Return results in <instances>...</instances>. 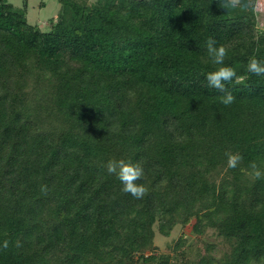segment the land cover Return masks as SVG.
Returning <instances> with one entry per match:
<instances>
[{"label":"trees","instance_id":"16d2710c","mask_svg":"<svg viewBox=\"0 0 264 264\" xmlns=\"http://www.w3.org/2000/svg\"><path fill=\"white\" fill-rule=\"evenodd\" d=\"M59 2L44 31L0 0V264H264V178L249 167L264 169V76L247 71L264 61L257 11ZM209 38L244 77L229 106L207 86ZM119 160L142 164L143 199L108 173ZM190 224L204 254L189 260L184 236L156 252L155 227Z\"/></svg>","mask_w":264,"mask_h":264},{"label":"clouds","instance_id":"9594fccd","mask_svg":"<svg viewBox=\"0 0 264 264\" xmlns=\"http://www.w3.org/2000/svg\"><path fill=\"white\" fill-rule=\"evenodd\" d=\"M221 8L226 9L227 12L239 9L240 11H251L255 13L256 8L252 0H219ZM258 29H264V25L258 24ZM228 47L220 44L213 38L206 41V53L208 59L214 65H219L214 71L206 74L207 86L215 89L219 94V99L222 104L229 106L235 101V96L229 89L228 85L235 82L241 83L244 77L238 76L236 70L230 66H224V61L228 55ZM258 51V49H257ZM247 71L255 76H264V61L256 58L255 55L249 58L247 64ZM227 157V166L229 168H236L243 157L239 153H225ZM251 175L255 179L264 178V169L257 165L256 162H251L249 165ZM107 171L110 174H116L122 184V191L130 194L135 199H143L148 194V188L143 183H138L142 180L145 172L140 162H125L124 160L109 161L107 164ZM47 186L42 185L41 191L47 192ZM9 242L5 240L2 247L7 249Z\"/></svg>","mask_w":264,"mask_h":264},{"label":"rangeland","instance_id":"374dc122","mask_svg":"<svg viewBox=\"0 0 264 264\" xmlns=\"http://www.w3.org/2000/svg\"><path fill=\"white\" fill-rule=\"evenodd\" d=\"M94 0H90L93 2ZM13 6L21 11H24L25 4L27 5V19L28 23L33 26H37L44 31L50 30L51 22L56 18L61 8L59 0H9ZM257 20L259 25H264V0H256ZM264 31V29H262ZM156 238L154 244L157 247V253H169L174 243L184 236L187 239L185 251H189V260L193 262L197 259L200 253L204 254V245L201 240L196 239V235L193 234L192 224L188 226L178 225L171 233L170 237H163L157 232L155 227ZM205 241H211L219 247V249H225V245L215 237L211 231L207 232L204 236Z\"/></svg>","mask_w":264,"mask_h":264}]
</instances>
